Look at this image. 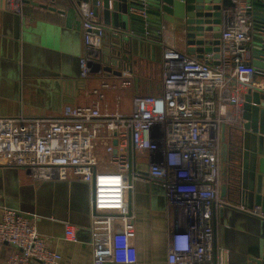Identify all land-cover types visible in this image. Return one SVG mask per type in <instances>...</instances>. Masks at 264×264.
<instances>
[{
  "label": "built area",
  "instance_id": "obj_1",
  "mask_svg": "<svg viewBox=\"0 0 264 264\" xmlns=\"http://www.w3.org/2000/svg\"><path fill=\"white\" fill-rule=\"evenodd\" d=\"M77 13L83 36L80 77L100 79L90 91L94 104L65 106L53 118H0V164L23 170L36 182L94 184L93 264L134 261V214L129 215L125 195L136 180L163 188L167 264H226L212 220L214 211L227 205L220 197V129L239 123L241 93L255 85L249 64L253 24L245 5L238 3L233 14L222 15L218 65L212 54L199 59L177 51L162 32L158 92L134 93L129 113L103 112L98 105L108 91L134 87L137 76L129 60L123 59L119 78L111 80L112 72L104 71L110 59L100 57L106 29L90 6L81 4ZM115 102L119 105L120 99ZM133 162L136 169L128 184ZM139 166L145 169L139 171ZM251 214L264 219L259 209ZM64 239L75 241L74 226H64ZM4 244L14 250L5 264L61 261L37 233L33 217L15 210L0 214Z\"/></svg>",
  "mask_w": 264,
  "mask_h": 264
},
{
  "label": "crops",
  "instance_id": "obj_2",
  "mask_svg": "<svg viewBox=\"0 0 264 264\" xmlns=\"http://www.w3.org/2000/svg\"><path fill=\"white\" fill-rule=\"evenodd\" d=\"M22 1L0 0V118H53L59 117L65 106L94 104L95 98L90 91L98 86L100 79L80 77L83 36L77 11L73 13L62 0L55 3L61 14L31 6L30 2L39 3V0H27L28 4ZM101 25L106 29L101 49L108 52L106 44L111 29ZM165 30L169 45L197 58L196 54L186 52L182 33L173 32L170 26ZM254 36L260 37L253 33ZM251 47L252 44L250 53ZM108 54L111 80H117L125 57L114 51ZM128 59L135 75L142 72L141 77L136 75L137 87L124 90L118 97L119 105L114 99L118 93L108 91L105 100L98 103L103 112L129 113L131 93L151 95L158 92L155 71L159 64L154 67L134 56ZM254 84L262 88L264 80L256 78ZM219 168L221 189L220 158ZM137 169L143 171L145 168L139 166ZM78 183L36 182L23 170L0 164V214L3 209H11L32 215L37 233L45 240L47 248L61 256L60 264H93L96 248L92 243L97 235L91 230L90 188ZM131 191L135 259L130 263H114L104 258V264H167L169 220L163 188L149 180H136ZM125 197L127 200V192ZM223 201L226 206L241 208L229 200ZM232 213L216 209L212 220L216 244L226 252L229 260L257 242L246 220L228 218ZM67 224L76 229L74 242L64 239ZM13 251L9 245H0V264H5Z\"/></svg>",
  "mask_w": 264,
  "mask_h": 264
},
{
  "label": "water",
  "instance_id": "obj_3",
  "mask_svg": "<svg viewBox=\"0 0 264 264\" xmlns=\"http://www.w3.org/2000/svg\"><path fill=\"white\" fill-rule=\"evenodd\" d=\"M56 1L60 0H39V3L30 4L50 13L61 14L62 12L56 9ZM62 1L68 4L73 13L81 4L90 6L100 23L111 29L106 44L108 52L100 48L102 59H107L109 51H114L117 55H123L126 61L134 56L152 65L160 63L162 32L166 33L167 26H170L173 32L183 34L188 54H196L199 59L204 54H212L213 65H218L222 15L233 14L237 4L243 3L246 15L252 20L253 33L260 35L254 36L252 40L249 62L255 70L252 83L256 78L264 80V0ZM22 2L29 3L27 0ZM207 37H210V40H205ZM157 54H160V59ZM104 71L111 72L108 67L104 68ZM119 75L117 73V76ZM136 87L135 84L134 88ZM129 159L132 161V156ZM220 163V197L241 208L224 206L219 211L233 212L232 216L228 217L230 220H246L257 239L247 251L235 254L230 260L228 257L226 264H264V219L251 214L252 210L259 209L264 215V90L247 86L241 93L239 123L221 126ZM135 169L136 164L133 162L128 171V184L131 183L130 174ZM141 174L147 175L145 172ZM84 185L90 188L89 215L94 216V184ZM131 192L127 191L129 215L132 213ZM28 216L32 217L29 214Z\"/></svg>",
  "mask_w": 264,
  "mask_h": 264
},
{
  "label": "rangeland",
  "instance_id": "obj_4",
  "mask_svg": "<svg viewBox=\"0 0 264 264\" xmlns=\"http://www.w3.org/2000/svg\"><path fill=\"white\" fill-rule=\"evenodd\" d=\"M158 55V59H160V54H157ZM141 66V65H140ZM155 66H158V64L157 65H154V67ZM137 71L139 70V69H136ZM160 71H159V69H157V71H155V74H156V80H158V82H159V77H160ZM136 75L137 76H142V72H136ZM140 76V77H141ZM114 92V94H117V95H115V97H114V99L115 100H117L118 99V97H120L121 96V94L123 95V93H124V90H117V91H113ZM133 94L134 93H131V95H130V98L133 96ZM123 98V97H122ZM120 99V98H119ZM116 103V102H115ZM138 162H142V160H138ZM107 163V160L106 159H103V161H102V164H106Z\"/></svg>",
  "mask_w": 264,
  "mask_h": 264
},
{
  "label": "trees",
  "instance_id": "obj_5",
  "mask_svg": "<svg viewBox=\"0 0 264 264\" xmlns=\"http://www.w3.org/2000/svg\"><path fill=\"white\" fill-rule=\"evenodd\" d=\"M143 95H147V94H143Z\"/></svg>",
  "mask_w": 264,
  "mask_h": 264
}]
</instances>
